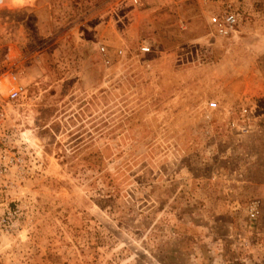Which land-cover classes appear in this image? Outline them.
I'll list each match as a JSON object with an SVG mask.
<instances>
[{
	"label": "rangeland",
	"instance_id": "1",
	"mask_svg": "<svg viewBox=\"0 0 264 264\" xmlns=\"http://www.w3.org/2000/svg\"><path fill=\"white\" fill-rule=\"evenodd\" d=\"M1 80L0 264H264V0H1Z\"/></svg>",
	"mask_w": 264,
	"mask_h": 264
},
{
	"label": "built area",
	"instance_id": "2",
	"mask_svg": "<svg viewBox=\"0 0 264 264\" xmlns=\"http://www.w3.org/2000/svg\"><path fill=\"white\" fill-rule=\"evenodd\" d=\"M1 1V0H0ZM127 3L137 10H141L144 6V0H126ZM210 24L214 26L217 34L221 36H229L235 32H238V27L241 23L239 14L236 9H231L230 6L222 8L219 12L213 13L209 20ZM142 52H148L150 47L146 43L140 45ZM0 92H6L7 98L15 99L22 92L24 87L21 84L12 85L7 80L0 81ZM211 107H216L215 102H211ZM254 110V106L251 105V112ZM256 210H251V216L254 217Z\"/></svg>",
	"mask_w": 264,
	"mask_h": 264
}]
</instances>
